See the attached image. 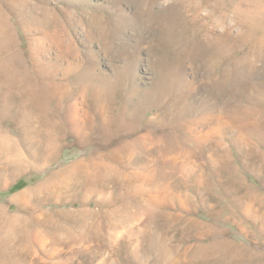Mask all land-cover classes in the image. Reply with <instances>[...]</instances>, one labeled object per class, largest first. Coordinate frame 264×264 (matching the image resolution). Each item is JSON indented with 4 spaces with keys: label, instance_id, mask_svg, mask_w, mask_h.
<instances>
[{
    "label": "rangeland",
    "instance_id": "rangeland-1",
    "mask_svg": "<svg viewBox=\"0 0 264 264\" xmlns=\"http://www.w3.org/2000/svg\"><path fill=\"white\" fill-rule=\"evenodd\" d=\"M28 1L48 24L15 5L12 31L62 121L0 109V264H264V0L257 26L252 0Z\"/></svg>",
    "mask_w": 264,
    "mask_h": 264
},
{
    "label": "bare ground",
    "instance_id": "bare-ground-1",
    "mask_svg": "<svg viewBox=\"0 0 264 264\" xmlns=\"http://www.w3.org/2000/svg\"><path fill=\"white\" fill-rule=\"evenodd\" d=\"M252 1H254L255 5L252 8L249 7L246 9L245 18L250 19L252 17L250 13L254 12L255 14L253 13V17H252L253 19L249 20V23H250V21H252L251 23H253V24L255 23V25H256L257 24V0H252ZM238 3H240V2H238ZM244 4H246V3H244ZM15 5H18V6L21 5L22 8H27V10L33 14L31 21L34 20L35 22H38L37 26L43 25L44 22H46L48 24V19L46 18L47 13H48V9L46 8V6H43V5L41 7L39 6V8H41V10H40L41 14L40 15L37 14V16H36L33 13V10L35 12L37 10H36V8H34V6L30 5L28 0H0V109H1V113L4 116H10V115L13 116L14 115L16 120H19V121L24 122V123L25 122L30 123L34 118L37 117L36 115L38 114L39 122L46 124V126H48L49 128H57L61 124L62 120L59 119L58 115L56 117H54L55 114L50 111L49 102H51V97L53 95L50 96V92L47 89L49 86L46 88V85H43V83L45 84V82H42V84H41V82H39V80H41V79H39V77L37 75L38 73L36 72L37 74H35V72H34L35 66L33 65V63L28 61L27 57H26V59H23L22 53H21L22 50L19 49V47L17 46L18 43L16 42L14 32L12 31L13 30L12 29L13 21H12L11 16H10V14L12 12H18ZM55 23H56V21H55ZM45 27H46V25H45ZM46 29H48V28H46ZM42 30H43V28H42ZM57 31L59 32V29ZM58 32H56V33L53 32L54 34L51 33V35H52L51 37L54 40L55 44H57V45L62 43V42H60L59 34H57ZM63 34H65V33H63ZM253 34H254V32H253ZM253 34H251V35H253ZM250 38H251L252 44H253L252 45L253 46L252 52H255L257 55V34L255 36H253V38L252 37H250ZM244 55H249V56L246 57V59H242L240 61L239 68H237V74H235L233 76H237L239 74L240 75L245 74L247 77L254 78L253 76H251V74H252L251 70L254 69L253 68L254 66H252V55H254V54L250 52V53H248V54L246 53ZM27 62H29L30 65ZM242 71H244V73H242ZM228 74L229 73L227 71H225V73L224 72L221 73L219 75V77H217V79H219L218 80L219 82H217V83L222 85L221 83H223L224 81H226L228 79V77H229ZM85 76L88 78L89 74L85 75ZM43 77H45V76H43ZM237 78H239V76ZM249 81H251V80H249ZM83 84H84V81H83ZM84 86H87L86 83L84 84ZM82 87H83V85H82ZM256 87L257 86H254L255 89H256ZM256 91H257V89H256ZM53 94H54V92H53ZM55 97H57V96H55ZM251 98H252V100L254 98H256V102H257V96L253 95V96H251ZM261 99H263V98H261ZM84 101L85 100L83 99L82 102H84ZM11 104H15V108L11 107ZM94 105H95V101L92 102L90 105H88V107L92 108ZM82 111L83 110L81 109V112ZM226 113H228V112H226ZM83 116H84V118H83L84 123L82 125L83 126L82 129L83 128H92L93 126L91 125V119L92 120L95 119V113L89 114L87 111L84 110ZM226 116H227V114H226ZM224 119H225V117H224ZM195 123H196V121H195ZM253 126H255L254 127L255 129L253 130V132L257 133V121H256L255 125H253ZM80 129L81 128L77 127L75 131L80 133ZM136 140H140V137H136V138L131 139L130 141H128L126 143V146H127V144H129L131 142L134 143ZM137 144L132 146L133 150L135 149V147H138ZM15 148H17V147H15ZM15 160L11 159L9 162L8 161L7 162L10 164V163L16 162ZM71 170H73V172L70 174V178H74V176L79 177L81 175L79 172V168H77V164H75V166L69 167L67 169V172H69ZM162 203H164V202H162ZM147 216L151 217L149 214H147Z\"/></svg>",
    "mask_w": 264,
    "mask_h": 264
}]
</instances>
